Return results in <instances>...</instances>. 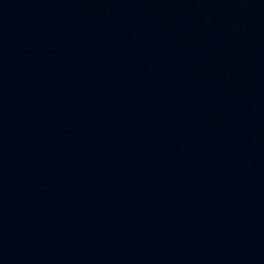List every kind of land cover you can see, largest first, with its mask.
Returning <instances> with one entry per match:
<instances>
[{
	"label": "water",
	"instance_id": "obj_1",
	"mask_svg": "<svg viewBox=\"0 0 264 264\" xmlns=\"http://www.w3.org/2000/svg\"><path fill=\"white\" fill-rule=\"evenodd\" d=\"M210 264H264V0H0Z\"/></svg>",
	"mask_w": 264,
	"mask_h": 264
}]
</instances>
